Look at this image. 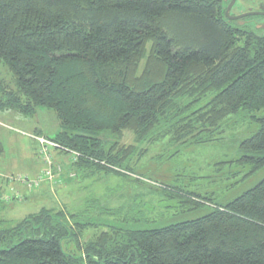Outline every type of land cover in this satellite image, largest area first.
Wrapping results in <instances>:
<instances>
[{
	"label": "trees",
	"instance_id": "16d2710c",
	"mask_svg": "<svg viewBox=\"0 0 264 264\" xmlns=\"http://www.w3.org/2000/svg\"><path fill=\"white\" fill-rule=\"evenodd\" d=\"M0 64L12 75L0 111L52 110L51 139L84 170L119 174L136 142H213L229 116L264 109V34L223 23L209 0H0ZM256 120L239 160L250 174L264 166ZM194 196L181 197L201 206ZM69 218L81 231L62 210L0 220V264H264V179L199 218L111 228L77 254L64 246L77 234Z\"/></svg>",
	"mask_w": 264,
	"mask_h": 264
},
{
	"label": "rangeland",
	"instance_id": "374dc122",
	"mask_svg": "<svg viewBox=\"0 0 264 264\" xmlns=\"http://www.w3.org/2000/svg\"><path fill=\"white\" fill-rule=\"evenodd\" d=\"M11 78L0 64V81ZM263 116L264 109L231 115L219 140L209 143L176 142L171 135L136 142L117 174L82 169L79 156L53 141L61 127L52 110L39 108L32 116L1 110L0 220L20 223L42 209L77 214L84 227L69 218L77 234L64 241L66 251L77 254L78 241L82 246L111 228L149 230L199 218L264 179V166L250 174L251 165L239 163L247 155L242 142L258 132L256 118ZM125 134L121 144H131L133 135ZM190 194L200 196L194 197L201 206L183 202Z\"/></svg>",
	"mask_w": 264,
	"mask_h": 264
},
{
	"label": "flooded vegetation",
	"instance_id": "af4514ba",
	"mask_svg": "<svg viewBox=\"0 0 264 264\" xmlns=\"http://www.w3.org/2000/svg\"><path fill=\"white\" fill-rule=\"evenodd\" d=\"M225 24L264 34V0H209Z\"/></svg>",
	"mask_w": 264,
	"mask_h": 264
},
{
	"label": "built area",
	"instance_id": "2783aa9c",
	"mask_svg": "<svg viewBox=\"0 0 264 264\" xmlns=\"http://www.w3.org/2000/svg\"><path fill=\"white\" fill-rule=\"evenodd\" d=\"M42 142H43V143H44V142H46V143L53 144V143H51V142H48V141H45V140H42ZM55 146H57V144H56V143H55ZM75 155L79 156V154H78V153H75ZM48 172H49V174L52 176L51 172H50V171H48Z\"/></svg>",
	"mask_w": 264,
	"mask_h": 264
}]
</instances>
